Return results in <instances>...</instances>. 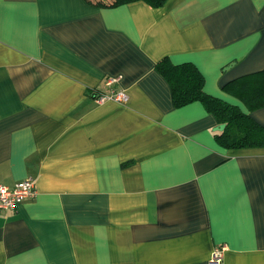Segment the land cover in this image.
<instances>
[{"label": "crops", "instance_id": "crops-1", "mask_svg": "<svg viewBox=\"0 0 264 264\" xmlns=\"http://www.w3.org/2000/svg\"><path fill=\"white\" fill-rule=\"evenodd\" d=\"M164 57L264 125L222 89L264 70V0H0V184L35 187L0 209V264H207L218 244L264 264V146L222 145L201 101L176 106Z\"/></svg>", "mask_w": 264, "mask_h": 264}, {"label": "trees", "instance_id": "trees-1", "mask_svg": "<svg viewBox=\"0 0 264 264\" xmlns=\"http://www.w3.org/2000/svg\"><path fill=\"white\" fill-rule=\"evenodd\" d=\"M92 5L111 7L122 3L143 1L150 6H162L167 0H86ZM157 70L169 83L172 99L176 106L193 100L201 101L215 113L223 130L216 132L218 142L225 146H264V125L257 122L248 112L236 104L206 93L203 89L204 76L192 62L172 63L167 57L156 64ZM222 89L239 98L252 111L264 106V70L242 75L225 83Z\"/></svg>", "mask_w": 264, "mask_h": 264}, {"label": "built area", "instance_id": "built-area-1", "mask_svg": "<svg viewBox=\"0 0 264 264\" xmlns=\"http://www.w3.org/2000/svg\"><path fill=\"white\" fill-rule=\"evenodd\" d=\"M114 77H109L106 81V85H110ZM111 99L117 102H125L127 99L126 94L121 91H112L110 94H101L98 96V100ZM35 193L34 179L32 177H26L17 181L13 186L0 184V209L9 210L15 209L24 199L33 196ZM225 245H215L211 251L207 264H223V252Z\"/></svg>", "mask_w": 264, "mask_h": 264}, {"label": "water", "instance_id": "water-1", "mask_svg": "<svg viewBox=\"0 0 264 264\" xmlns=\"http://www.w3.org/2000/svg\"><path fill=\"white\" fill-rule=\"evenodd\" d=\"M231 64H233L232 62L230 64H228L226 67H224L225 69L228 68ZM225 127V123H219L218 125L214 126V130L216 131H221L223 130V128Z\"/></svg>", "mask_w": 264, "mask_h": 264}]
</instances>
